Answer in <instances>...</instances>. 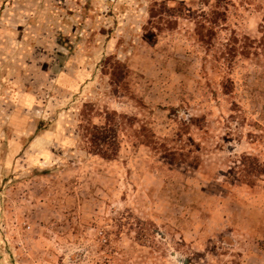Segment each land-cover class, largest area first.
Instances as JSON below:
<instances>
[{"label": "rangeland", "instance_id": "obj_1", "mask_svg": "<svg viewBox=\"0 0 264 264\" xmlns=\"http://www.w3.org/2000/svg\"><path fill=\"white\" fill-rule=\"evenodd\" d=\"M0 264H264V0H0Z\"/></svg>", "mask_w": 264, "mask_h": 264}, {"label": "trees", "instance_id": "obj_2", "mask_svg": "<svg viewBox=\"0 0 264 264\" xmlns=\"http://www.w3.org/2000/svg\"><path fill=\"white\" fill-rule=\"evenodd\" d=\"M109 128L107 126L99 127L94 126L93 127V140L96 141V145L98 147H101L103 145L109 144L110 137L108 136Z\"/></svg>", "mask_w": 264, "mask_h": 264}, {"label": "crops", "instance_id": "obj_3", "mask_svg": "<svg viewBox=\"0 0 264 264\" xmlns=\"http://www.w3.org/2000/svg\"><path fill=\"white\" fill-rule=\"evenodd\" d=\"M23 97H24V101H28V102H32L34 99L33 95H30V93H26V95H24Z\"/></svg>", "mask_w": 264, "mask_h": 264}]
</instances>
